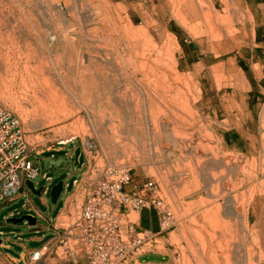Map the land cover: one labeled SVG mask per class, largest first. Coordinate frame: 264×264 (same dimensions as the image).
<instances>
[{
    "label": "rangeland",
    "instance_id": "rangeland-1",
    "mask_svg": "<svg viewBox=\"0 0 264 264\" xmlns=\"http://www.w3.org/2000/svg\"><path fill=\"white\" fill-rule=\"evenodd\" d=\"M69 1L72 2L71 10L73 13L65 8L63 2H60L59 5L53 3L48 6H42L38 2L35 3L31 9L32 20L35 19L34 24H32L28 15H26L31 7L23 5L21 0H0V21L6 19L10 23V25H6L9 30L2 25V31L0 32V56L2 57L0 58V74H2L0 75V105L13 112L18 118L26 142L32 150V160L40 169V175L31 181L35 189L48 188L49 190L46 196L49 201L48 208L42 205L40 196L33 194L31 196L34 206L47 217L44 221L38 219V222L47 226L49 220H55L57 213L60 211L64 195H61V198L55 204H52L50 199V191L57 183L61 181L67 183L70 186V192L77 189L76 196L78 197L75 201H68L67 208L62 212L59 219V225L67 227L68 223L80 212L84 199V188L88 180L93 179L106 168L127 167L131 170V178L133 176L135 179L142 180L143 183L152 181L157 185V195L164 201L172 216L170 224L158 237H155V244L147 245L145 251H166L170 254L174 264H198L197 255L194 254L196 252L195 245L193 244L197 236L209 237L208 234L213 229L212 221L217 220L210 210L215 205L220 203L222 205L223 202H226L223 197L230 200L233 205L243 204L242 207L248 210L247 199L248 191H250L248 181L254 175H258L260 180L264 179L262 176L264 171V166H262L264 165V162L262 163L264 161V137L262 135L264 133L262 130L264 129V45H259L256 40V30L261 21L256 16L254 7L251 5L252 2L251 0H107L114 10V15L129 20L134 29L148 31L154 40V44L159 48H161L160 46L164 48L163 59L167 62L174 61L179 65V73L181 75L185 74L184 76H186V81L190 87L189 93L193 96V99L199 98L201 101V99L212 100L214 98L212 104L201 111L203 117L196 122L197 125H202L204 128V134L200 140L204 145L212 146L214 154L217 155V159L213 163L204 164L203 159L212 158V154L190 153L185 155L187 159L181 158L180 146L175 147L171 142L174 132L178 134L183 130L180 126L177 128L168 126V130L163 131V140L168 142L167 149L161 148L152 138L147 137L142 142L138 141L136 145H132L134 148L126 151L127 153H119L113 148L112 144H105L104 140L99 137V132L95 127L93 128L94 125L92 126V122L85 111L80 110L79 114H73L74 108L78 109L79 105L66 90V95L69 98L68 104L65 105L67 109H63L64 107L59 109L61 111L65 110V112H57L58 108L55 111L52 110L54 112L46 110V114L56 112L55 116L46 115L49 117L47 118L42 108L37 109L36 106H30L33 100L30 99V94L26 91L25 83H22L21 69H17L18 65H22L25 60L41 61L44 62V65L50 66L49 68L53 69L55 76L58 78L54 67L56 64L60 65L59 63H61L64 64L65 69L60 71L65 72L64 74L69 72L70 75H68L71 78L74 77L75 74L71 67L80 66V48L82 49L80 32H82V26L83 30L97 26L96 22L101 17V9H104L103 4L106 0H100L101 2L99 0ZM73 3L77 5V8L73 7ZM81 3L82 5L84 3V7L80 6ZM38 5L39 7H37ZM122 7H124L123 10ZM86 9L88 10L85 11ZM96 12L97 14H95ZM71 13L74 17L76 16V19ZM218 13L221 15H218ZM78 16H80V19ZM217 20L218 22H216ZM221 23L222 25H219ZM12 27H15V30ZM217 28L220 29L221 33L219 31L217 33ZM231 31L232 33L229 34ZM223 35H225L224 38L220 37ZM60 60L61 62H59ZM201 76H204V78L201 79ZM255 76L263 80L260 82V87L256 89L250 83L251 77ZM61 82V79H59V83ZM16 94L19 95H17V98H15ZM222 100L227 101L225 105H222ZM70 104H72V107ZM23 109L27 110V113ZM37 111H41V115ZM62 115L67 118L64 119ZM78 116L81 119L80 121H77ZM50 120L56 123L53 124ZM83 128L89 131H84ZM77 150H79L80 158H78V161L75 158ZM157 150L159 153H157ZM226 156H229V158L227 159ZM188 162H191L190 165L193 163L191 165L194 172L192 178H196H193V181L189 180L179 184L180 182L175 175L180 172V168L183 170L184 167L186 173H188L190 166ZM173 165L175 166L173 167ZM177 166L179 167L178 170L175 169ZM177 171L178 173H175V175L172 173ZM43 174L51 181L49 182L47 178H43ZM74 180L77 181L76 184H73ZM212 180L216 181L213 182ZM241 181H243L242 186ZM197 183L199 187H197ZM225 183L229 184V187H224L223 184ZM177 184L180 186H177ZM183 186L185 193L190 189L188 194L186 193L188 196L183 193ZM208 190L218 192L220 196L212 200L213 198H209L207 195ZM22 192L23 190L19 191L21 195H23ZM209 200L211 202H207ZM191 201L196 203V206L192 202L193 207ZM27 203L28 196H21L11 203L5 202L1 205L0 231L3 235H8L13 229L25 231L26 221L11 224L7 220L9 218L19 219L23 216H31L25 209ZM227 206L228 208L224 207V212L221 213L222 216L220 215V222L226 224L227 237H232L231 243L233 246L225 252V259L221 260L220 264H264V244L260 240L259 242L253 240L252 234L245 229L246 221L244 217L233 213V208H230L229 203H227ZM11 214H13V217H9ZM137 217L135 213L130 215L132 220L137 221ZM229 222H231L230 225ZM199 226L201 227L199 228ZM203 226L204 228L201 230ZM190 228L192 229L190 230ZM194 232L197 233L196 236H194ZM44 233L46 234L45 240L53 234L48 230ZM5 238L2 236L0 240L4 242ZM10 239H15V237H10ZM236 242L238 243L236 244ZM43 244H27V247L40 248ZM11 252L17 255L14 250Z\"/></svg>",
    "mask_w": 264,
    "mask_h": 264
},
{
    "label": "bare ground",
    "instance_id": "bare-ground-1",
    "mask_svg": "<svg viewBox=\"0 0 264 264\" xmlns=\"http://www.w3.org/2000/svg\"><path fill=\"white\" fill-rule=\"evenodd\" d=\"M36 1L37 0H21V3H23V5L25 4V5H28V7H31L30 10L27 11L26 15H28L29 21L32 24H34L35 19L32 20L31 9L34 6V4L37 2L42 6L52 5L53 3H55V5H56V3H57V5H59L60 2H63L65 8L68 9L69 12L72 9V2L69 0H38L37 2ZM81 1H83V0H81ZM75 3H76V1H75ZM89 4H90V2H89ZM83 5H84V3H83ZM83 5H82V3L80 4V6H83ZM103 5H104V9L103 10L101 9V11H102L101 17L98 19L97 22L93 19L94 22H96L97 26H95L94 28L92 27L90 29L87 28V29L83 30V26L80 24V26H82V32H80L81 33V41H82V49L79 47L81 50L80 66H76V67L72 66L71 67V70H73V72L75 74L74 77L71 78L69 76L70 75L69 72H68V74H69L68 75L67 73L64 74L65 72L63 73L62 71H60V70L64 71V69H65L64 64H61V63H59L60 65L56 64V66L54 67L55 71L57 72L58 78L61 79V81H62L61 83H59V79L55 76L53 69L49 68L50 66L48 67L47 65H44V62H41V61L36 62V61L24 59L25 62L22 65H18L17 69H21L20 76L22 78L21 79L22 83L23 82L25 83L26 91L30 94V99L33 100V102L30 104V106H33V107L36 106L37 109L39 107H40V109L42 108L44 110V112L41 110L43 113H45L46 110L47 111L48 110L49 111H52V110L55 111V110H57V108H58L57 112H65V110H63V109H67V107L65 108V105H67L69 102V98L67 97L66 92H69L74 97V99L76 100L77 104L80 107V108L78 107V109L74 108V112L72 111L73 114H75V115L79 114L80 110L85 111L87 113V116L89 117V119L92 122V126L94 125L93 128L95 127L96 130L99 132V137L104 140L105 144L106 143L112 144L113 148L119 153L131 150L132 148H134L132 145H136L138 141L142 142V140L146 139L147 137L152 138L154 140V142L157 143L161 148L167 149V143L168 142H165V140H163V136H162L163 131H165L166 129L168 130V126H173V128H177L178 126H180L183 129V130H181L182 133L178 132V134H177L176 132H174V134L172 136L173 139L171 142L174 144L175 147L180 146L179 147L180 148L179 153L181 154L180 155L181 158L184 160L187 159V156H185V155L190 154V153L191 154L192 153H199L201 155H203V153H210L213 155V157L212 158L211 157L210 158L203 157V158H205V159H203V162H204V164L213 163L214 160L217 159V155L214 154V149L212 148V146L209 147L207 145H204L202 143V141L200 140V138L204 134V128L202 127V125L201 126L197 125L196 122H197V120L200 121V119L203 117V115L201 114V111L203 109H206V107H208L210 104H212V100L214 98L212 100L211 99H209V100L201 99V101L199 98L193 99V96L190 95V93H189L190 87L186 81V76H184L185 74L181 75L179 73V70H178L179 65H177L174 61L167 62V61H165V59H163L164 48H162V46H160L161 48H159L158 46H156L154 44V40H153L152 36L149 34V32L144 31V30H140V29H134L132 26V23L129 20H127V19L125 20V19L121 18L119 15H117V16L114 15L115 14L114 10H113L112 6L107 2V0L104 2ZM76 6L77 5H75V4L73 5V7H76ZM161 6H162V4H161ZM37 7H39V5ZM37 7H35V8H37ZM153 7H155V6H153ZM23 8H24V6H23ZM26 8H27V6H26ZM123 8L124 7H122V10H123ZM2 9H3V7H2ZM88 9H86L85 11H87ZM76 10L78 11V9H76ZM154 10H155V8H154ZM77 11H75V12H77ZM215 11H217V10H215ZM93 12H95V11H93ZM209 12H210V10H209ZM63 13H66V12H63ZM72 13H73V11H72ZM72 13H71V15H72ZM78 13H80V12H78ZM95 14H97V12ZM214 14H215V12H214ZM219 14L220 13H218V15ZM206 16L208 17V15H206ZM78 17L80 19V16H78ZM21 20H23V19H21ZM66 20H64V21H66ZM86 22H87V20H86ZM216 22H218V20ZM22 23H24V22H22ZM225 23L227 24V22H225ZM8 24L10 25L8 20H6V19L1 20L0 21V32L2 31L1 26L3 25V26H5V29H7L6 25L8 26ZM209 25H211V24L209 23ZM219 25H222V23ZM34 26H36V25H34ZM151 26H153V25L151 24ZM14 28L12 27V29H14ZM213 28H214V26H213ZM217 29H216L217 33H218V31L220 32V29H218V30ZM7 30H9V29H7ZM232 31H235V30H232ZM232 31L229 32V34L232 33ZM4 32H6V31H4ZM236 32H238V31H236ZM10 33H11V31H10ZM7 35H9V34H7ZM210 35H211V33H210ZM12 36H13V34H12ZM220 37L224 38L225 35L220 36ZM29 38H31V37H29ZM229 38H231V37H229ZM63 39H65V38H63ZM214 40H216V39H214ZM202 42H200V43H202ZM62 43H63V41H62ZM64 43H66V42H64ZM240 47H241V44H240ZM4 51H7V50H4ZM14 52H15V50H14ZM47 52H48V50H47ZM13 53H11V54H13ZM0 54H1V52H0ZM7 54H9V53H7ZM7 54H5V55H7ZM16 54H17V52H16ZM0 58H2V57L0 56ZM8 59H10V58L8 57ZM8 59H6V60H8ZM54 59H56V58H54ZM169 59H170V57H169ZM36 60H38V58H36ZM59 62H61V60ZM2 64H4V63H2ZM59 66H60V68H59ZM11 67H10V69H11ZM73 67H75V68H73ZM3 69H5V68H3ZM10 69H9V71H10ZM202 71H204V70H202ZM15 73H17V72H15ZM0 75H2V74H0ZM207 76H208V74H207ZM191 78H193V77H191ZM203 78H204V76H201V79H203ZM11 81H13V80H11ZM197 82H195V83H197ZM230 86H232V85H230ZM20 88H21V85H20ZM194 88H195V86H194ZM229 89H231V88H229ZM65 90H66V92H65ZM14 91H16V90H14ZM18 92L20 93V91H18ZM235 93H236V91H235ZM25 94H26V92H25ZM17 95L18 94H16L15 98H17ZM22 95H20V96H22ZM24 99H25V97H24ZM226 100L221 101L222 105L226 104V102H227ZM26 102H27V100H26ZM21 104H23V103H21ZM70 105L72 107V104H70ZM27 107H25V108H27ZM61 107L62 108L64 107L62 109L63 111L59 110ZM262 108H263V106H262ZM34 110H36V109H34ZM24 111H26V113H27V110H24ZM31 111H33V110H31ZM54 111H52V112H54ZM220 111H222V110H220ZM33 112H32V114H33ZM37 112L39 115H41L39 111H37ZM35 113H36V111H35ZM43 113H42V115H43ZM55 113L51 114L50 112H48V114L45 113V116L46 115L49 116V114L54 115ZM38 114H36V115H38ZM59 114H62V113H59ZM63 115H62V117H64ZM48 116H46V117L49 118ZM41 118H43V117H41ZM47 118H45V119H47ZM65 118H67V117H64V119ZM69 118H70V116H69ZM54 119H56V118H54ZM59 119L61 120V118H59ZM80 120L81 119H79V116H78L77 121H80ZM52 123L55 124L56 122L54 121ZM240 125H241V123H240ZM87 130L84 129V131H87ZM262 130L264 132V129H262ZM174 131H176V130H174ZM84 135H86V134H84ZM262 135L264 137V133ZM196 137H197V139H195ZM100 138H98V139H100ZM100 142H102V141H100ZM210 142H212V141H210ZM150 143H151V141H150ZM169 145H168V148H169ZM255 147H257V146H255ZM161 148H159V149H161ZM170 150H171V148H170ZM157 153H159V151ZM106 154H108V153H106ZM168 154H170V153H168ZM110 155H111V153H110ZM156 155H158V154H156ZM159 156L161 157V155H159ZM189 157H191V156H189ZM226 157H227V159L229 158V156H226ZM263 159H264V157H263ZM198 161H199V159H198ZM263 162L264 161H262V163ZM190 163H189V165H190ZM191 165L188 168L189 169L188 173H186L185 167L182 168L183 170H181V168H180L179 173H178V171L172 172V173H174V175H175V173H178L175 176L178 178V181L180 182L179 184H183L189 180L191 181L194 178V177L192 178L194 172L191 169V167H192ZM174 166L175 165H173V167ZM197 166H199V165H197ZM262 166H264V165H262ZM177 168L179 169L178 166L175 169H177ZM211 172H213V171H211ZM213 173H215V172H213ZM262 176L264 177V171L262 172ZM230 178H229V180H230ZM215 181H213V182H215ZM238 182H237V185H238ZM240 184L242 186L243 181H241ZM248 184H249L248 186H249V190H250V191H248L249 195H248V199H247V202L249 205L248 210H245L242 207L243 204L242 205H240V204L239 205L238 204L233 205L230 200L226 199V197H223V200H225L226 202H223L222 205H221V203L217 204V205H215V207L213 209L210 210L213 213V215L217 218V220H215L214 222L212 221L213 229L208 234L209 237H207V236L206 237H202V236L198 237L197 236V238L194 240V244H193V245H195L196 252L194 254L197 255L198 264H220L221 260L225 259V252H227V250H229V248H232V246H233V244L231 243L232 237H227V231H226L227 228H225L226 224L220 222L221 221L220 215H221V213L224 212V207L228 208L227 203L230 204V208L231 207L233 208V210H232L233 213H235L237 216L241 215L242 217H244V219L246 221L245 229L247 230V232L252 234L253 240L255 242H259V240H260L261 243L264 244V179L260 180L258 175H254L248 181ZM193 185H194V183H193ZM223 185H224V187H229V184H227V183H225ZM177 186H180V185L177 184ZM197 187H199V184ZM200 187H201V185H200ZM183 189H185L184 186H183L182 190ZM189 190H187V192H186L187 194H188ZM209 190L207 192V195L209 198H213L212 200H214V198H217L220 196V193L209 191ZM220 190L222 191V189H220ZM244 192H245V190H244ZM183 193L185 195H187L184 192V190H183ZM223 194H224V191H223ZM200 200H201V198H200ZM205 200H207V199H205ZM210 200L207 202H211ZM192 202L193 201H191V203ZM245 202H246V200H245ZM185 203L187 204V202H185ZM193 203L191 205L193 206L195 204V206H196V203H194V204ZM69 207H70V205H69ZM237 216H234V217H237ZM62 218H63V216H62ZM230 223L231 222H229L228 224L230 225ZM197 224H198V222H197ZM228 224H227V226H228ZM200 227L201 226H199V228ZM203 228H204V226L201 228V230ZM191 229L192 228H190V230ZM206 232H208V231L206 230ZM196 234L197 233H195L194 236H196ZM201 235H202V233H201ZM237 243L238 242H236V244ZM187 260H188V258H187Z\"/></svg>",
    "mask_w": 264,
    "mask_h": 264
},
{
    "label": "built area",
    "instance_id": "built-area-1",
    "mask_svg": "<svg viewBox=\"0 0 264 264\" xmlns=\"http://www.w3.org/2000/svg\"><path fill=\"white\" fill-rule=\"evenodd\" d=\"M39 175L40 169L32 160V150L18 118L0 105V207L16 199L24 181H32ZM42 176L47 178L45 174ZM131 181V170L127 167H109L89 179L80 212L67 227L63 226L65 237H54L32 250L26 264H49V259L55 256L83 257L89 264H128L148 252L145 247L155 244L158 236L139 231L131 213L155 210L160 218V233L170 224L172 216L157 195L154 182L127 191L125 187ZM58 247L63 248L60 254Z\"/></svg>",
    "mask_w": 264,
    "mask_h": 264
},
{
    "label": "crops",
    "instance_id": "crops-1",
    "mask_svg": "<svg viewBox=\"0 0 264 264\" xmlns=\"http://www.w3.org/2000/svg\"><path fill=\"white\" fill-rule=\"evenodd\" d=\"M252 7H254V11L256 16L260 19V23L258 24L256 30V40L259 45H264V0H251ZM262 48V47H261ZM263 80L258 77H251L250 83L254 89L260 87V82ZM227 143H229L227 141ZM73 181V184H75ZM29 182V181H28ZM143 181L139 179H135L132 176V181L128 185H126L125 189L127 191H132L137 185H143ZM70 186L67 183H64L63 192L61 195H64V199L62 201V206L60 211L57 213L55 220H49V224L45 226L41 222H38V219L44 221L47 219L45 214L37 209L34 204L32 203V192L27 187V182L22 183V187L20 190H23L22 194L18 193L16 199L21 196H28V203L25 205V209H27L28 213L31 214V217L35 219L34 223H27L25 231H17L13 229L8 235H3L0 231V237H6L4 242L0 240V264H26L29 260V256L32 250L37 248H28L27 244L33 243H46L49 240L53 239L54 237H65V229L59 225V220L63 211L66 210L67 204L69 200L76 199L77 189L74 191H69ZM49 190L46 192L43 191L40 196V201L42 205L48 208L49 201L46 198ZM34 195V194H33ZM61 198V196L59 197ZM14 200V201H15ZM59 199L57 200V202ZM56 202V203H57ZM11 203V202H8ZM18 213V211H16ZM137 221L135 227L139 231H149L153 235L159 236L161 225H160V218L158 213L153 209H144L140 213L137 214ZM9 217H13L11 214ZM24 217V216H23ZM13 219V218H12ZM11 218L7 221L9 222ZM46 230L51 231L53 234L47 240H45L46 234L44 233ZM10 237H15V239H10ZM62 247H58V254L62 250ZM14 250L17 255L12 254L11 252ZM49 264H89L88 260L83 257H78L77 259L74 258H65L55 256L54 258L49 259ZM128 264H174L173 259L171 258L170 254L166 251H150L143 254H140L137 257L131 259Z\"/></svg>",
    "mask_w": 264,
    "mask_h": 264
},
{
    "label": "water",
    "instance_id": "water-1",
    "mask_svg": "<svg viewBox=\"0 0 264 264\" xmlns=\"http://www.w3.org/2000/svg\"><path fill=\"white\" fill-rule=\"evenodd\" d=\"M75 158H76V161H78V158H79V150L76 151L75 153ZM63 186H64V182L61 181L59 183H57L55 186L52 187L51 191H50V199H51V203L52 204H55L57 202V200L59 199V197L61 196L62 192H63ZM27 187L31 190V192L34 194V195H41L42 191H43V188H39L38 190L35 189L34 187V184L29 181L27 182ZM26 221L27 223H34L35 222V219L32 218L31 216H24V217H21L19 219H11L9 220V223L11 224H18V223H21V222H24Z\"/></svg>",
    "mask_w": 264,
    "mask_h": 264
},
{
    "label": "trees",
    "instance_id": "trees-1",
    "mask_svg": "<svg viewBox=\"0 0 264 264\" xmlns=\"http://www.w3.org/2000/svg\"><path fill=\"white\" fill-rule=\"evenodd\" d=\"M248 72V71H247ZM80 159V158H79ZM80 161V160H79Z\"/></svg>",
    "mask_w": 264,
    "mask_h": 264
}]
</instances>
